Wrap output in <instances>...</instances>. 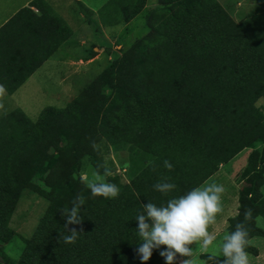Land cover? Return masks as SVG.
<instances>
[{"label":"trees","instance_id":"obj_1","mask_svg":"<svg viewBox=\"0 0 264 264\" xmlns=\"http://www.w3.org/2000/svg\"><path fill=\"white\" fill-rule=\"evenodd\" d=\"M146 2L108 0L99 8V14L108 24L129 22ZM158 3L161 18L148 24L147 34L119 63L113 61L103 70L98 77L101 83L85 89L92 94L101 90L102 100L95 99L93 104L82 92L65 110L43 109L35 124L19 109L0 117V243L12 237L7 224L22 189L35 187L50 200L20 255V264H78L72 261L77 245L88 251L90 263L102 249L105 256L99 264H130L142 243L135 217L143 211V204L166 205L169 199L196 187L220 162L245 147L264 142V108L255 106L258 99L264 100V3L238 25L215 0H209L208 7L203 0ZM180 44L199 47L200 52H194L198 60L177 59ZM168 68H173L171 75L161 80L158 94L146 95L145 88L160 81L159 75ZM143 74L152 76L151 81L144 82ZM191 88L198 92L197 104L189 107L191 103H182L180 115L169 114L164 99ZM118 95L123 99L119 100ZM207 96L213 99L208 101ZM113 101L119 102L122 112L142 118L136 123L137 136L129 140L115 137L116 127L109 126L104 117L99 118L106 115ZM99 106L105 107L100 110ZM95 126V133L102 132L111 149L119 153L120 165L127 167L133 184L125 185L127 194L114 206L119 209L118 216H114V210L108 214L110 204L105 199L92 202L89 198L81 206V223L68 225V229L79 231L76 241L64 243L60 234L70 233L60 210L71 207L65 193L78 190L81 194L86 190L75 167L95 142L94 137L89 139ZM154 153L160 160L153 174L146 168V161L147 156L152 161ZM164 160L172 163V170L164 167ZM59 161L67 164L54 170ZM164 178L176 185L167 194L153 188ZM239 202V214L229 219L228 233L239 221L245 223L248 238L263 234L253 224L257 214L251 206L253 199L241 193ZM247 209L252 210V218L245 221ZM245 250L256 252L249 243Z\"/></svg>","mask_w":264,"mask_h":264},{"label":"rangeland","instance_id":"obj_2","mask_svg":"<svg viewBox=\"0 0 264 264\" xmlns=\"http://www.w3.org/2000/svg\"><path fill=\"white\" fill-rule=\"evenodd\" d=\"M101 1L103 0H98L99 3H101ZM159 1L160 0H147V4L144 9L138 15H136L132 21L129 22L128 26L126 25L127 27H125V24L122 21L106 24L101 21L103 20L102 16L100 18L101 20H99L98 17L94 16V14H87L84 12L86 15L82 19L84 21H89L86 25L88 27V31H85V36L90 40H87L85 44H77L73 49L67 50L68 53L73 55L79 54L85 50L87 53H82L80 57L82 62L77 65L70 66V68H68V65L65 66L66 79L64 81H57L54 79V77L57 76V73L51 67V71L53 73L51 74L50 78L53 79L45 80L43 82V88H39L37 86V82H33L31 85L34 94L28 92L29 96L15 98L24 104V113L30 119V121L35 124L37 120L40 119L42 110L47 107H53L57 110H65L69 108L71 103L82 92L87 96H90V100L93 102V104L95 99L102 100L104 97L101 93V90H98L96 93L92 94L91 91L86 92L85 89L88 87L91 88L92 85L97 86L98 83H101V80L100 78L98 80V77H101L103 70L106 67H109L113 61H115L116 64L119 63L123 59L125 53L131 50L147 34L148 24L154 22L157 18H161L159 15L161 13L158 3ZM215 1L216 4L220 6L222 11L228 14L230 19L237 25L242 24V21L246 17L255 12L260 4L264 3V0ZM69 2H72L75 13L77 14L78 4L73 2V0H64V2H61L60 5V7H62L61 9L63 17H66V15L69 16L70 8L67 7ZM208 2L209 0H203L205 7H208L206 5ZM104 14L106 15L107 11L104 10ZM98 16L100 17L99 12ZM69 21L72 25L71 28H76L74 25L75 15H72ZM83 30L84 29L82 28L80 33H82ZM78 33V31L73 32V37H76V34ZM104 35H107V38L104 39ZM94 46L98 48H93ZM61 50L59 53H62ZM64 52H66V50H64ZM194 52L199 53L200 48L197 46H187V44H180L176 50V54L178 56L177 59L184 60L188 58L190 60L197 61L198 56ZM172 69L173 68H168L162 72L159 75L160 81L152 83L151 86L146 87L143 92L146 95L149 93L157 95L160 90L161 80L169 78ZM62 70L63 66L60 71ZM151 77L152 76L147 78L145 74L141 75V79L144 82L151 81ZM156 78H158V76ZM41 90L44 91V95L42 96ZM104 93H107V91L104 90ZM198 97V92L194 88H191L186 93H180L172 98H165L166 111L174 116L180 115L183 107H181L182 103H191V105L188 106L193 107V105L197 104ZM118 99L122 100L123 96L118 95ZM205 99L211 101L213 98L207 96ZM106 102H108V99ZM112 104L113 105L110 107V110L105 113L106 115L102 116L101 114L102 117L99 118L103 120L104 117L109 126L116 127L117 136L115 137L121 139L128 138L127 140H129L133 136H137L138 125L136 123L141 121L142 118L138 116H131L132 114L129 115L119 110V102L113 101ZM255 106L264 108V100L258 99L255 102ZM99 107L101 110L105 106ZM5 114L0 113V117ZM94 130H96V126L95 129L93 128V131H90L89 139L94 137L96 147L93 148L91 146L87 151L84 152L75 167V172L77 176H79L82 170H91L95 169L97 165H102L103 167L99 169L101 173H103L104 168H107L110 172V175L107 177L108 181L115 183L120 191L119 195L115 198H105L102 196L93 197L90 190L87 188H85L86 190H84L80 195L85 198V202L89 201V198L92 202H102V200L105 199L110 204L108 214H112V210H114V216H118L119 209H115L114 206L122 200L123 194H127L128 186L125 188V185H130L131 183L133 184V181H131L129 178L127 167L120 165L121 157L118 152H114L111 149L108 138L105 137L102 132L97 131L95 133ZM91 132H94L95 134L92 136ZM80 150H83L82 146L80 147ZM256 150V152L260 155L264 154V143H259ZM154 154L155 156L152 161L149 160L150 156H147L146 161V168H148V170L153 174L155 172L157 173L155 166H157V161L160 160V156H158L157 153ZM242 156H244V154L240 155L235 160V162L240 161ZM66 164V161H59L54 170H57L58 166L64 167ZM259 170H264V163L261 164ZM39 184L40 186L42 185L41 182H39ZM131 192L135 195H138V193L136 194L133 189H131ZM77 194L78 190L65 193L66 201L71 202ZM49 203L50 200L45 197V195H43L40 189H35V187H33L24 188L21 190L17 198L14 211L7 224L8 228L12 231V237L9 242L0 243V256L3 259V264H20V255L25 248L27 241L32 238L38 225L43 219ZM120 219L122 220V218ZM258 225L264 229V224L259 222ZM96 234H98V232ZM257 241L259 243L263 242L261 237H257L255 241H251L250 243H256ZM102 252V249H98L96 252L97 254L93 255L92 257L94 258V261L90 263L87 261L89 257L88 251L85 248H81L77 245L75 252H73L75 258L73 257L72 261L74 260L75 263L78 261V264H99V262L104 260L103 256L105 255L101 254ZM133 257L134 258L130 264H140V256L134 255ZM147 263L155 264L151 259L150 262L148 261Z\"/></svg>","mask_w":264,"mask_h":264},{"label":"crops","instance_id":"obj_3","mask_svg":"<svg viewBox=\"0 0 264 264\" xmlns=\"http://www.w3.org/2000/svg\"><path fill=\"white\" fill-rule=\"evenodd\" d=\"M107 1L99 3L98 0H73L78 4L77 14L72 2H69L67 4L70 8L69 16L63 17L60 5L64 0H0V85L6 89L0 94V113H11L18 109L24 112V104L15 98L29 96L28 92L33 93L31 85L33 82H37V86L43 88L45 80L53 79L50 78L53 73L51 67L57 73L55 80L66 79L65 66L68 65L70 68L81 63V54L87 53L85 50L75 55L67 52L77 44H85L90 40L85 36L89 21L82 19L86 15L84 12L92 13L101 20V15L98 16L99 8ZM72 15H75L74 29L71 28L69 21ZM129 22H124L125 27ZM82 28L84 30L80 33ZM75 31L79 33L73 37ZM105 38L107 35H104ZM60 50L63 54L59 53ZM62 66L63 70L60 71ZM42 95L44 91L41 90ZM258 144L255 147H245L229 160L220 162L215 171L197 185L211 177L224 186L225 192L221 201L222 212L217 214L215 223L209 226V232L216 240L207 253L202 251L200 244L191 245L192 256L189 259L192 264H212L213 262L206 256L219 257L218 245L222 242L223 236L228 234L229 219L239 214L241 193L248 199H253L251 206L257 211L253 224L263 231V234L248 238V243L256 250L247 251L249 264H264V229L258 225L259 222L264 224V170H259L264 163V154L256 152ZM242 154L244 156L241 160L235 162ZM257 237H261L263 242L250 243ZM165 248L166 246L162 245L159 249L152 250L150 259L155 264H166L165 258L160 255ZM182 259L188 257H180L177 254L174 264H180Z\"/></svg>","mask_w":264,"mask_h":264},{"label":"clouds","instance_id":"obj_4","mask_svg":"<svg viewBox=\"0 0 264 264\" xmlns=\"http://www.w3.org/2000/svg\"><path fill=\"white\" fill-rule=\"evenodd\" d=\"M6 91L0 85V94ZM92 147L96 144L93 142ZM102 165L95 169L82 170L79 175L80 183L90 190L93 197L102 196L115 198L119 195L120 189L115 183L108 181L110 172L107 168L103 173L99 170ZM164 167L172 170L170 161L164 160ZM158 181L153 185L156 191L167 194L176 188V185ZM225 188L209 177L202 184L192 188L190 191L178 197H173L166 202V205L157 206L148 202L143 204V211L137 212L135 220L138 221L137 232L142 242L138 249L141 261H148L152 256L153 249H159L162 245L166 248L160 252L165 258L166 264H174L177 254L182 259L180 264H192L189 257L192 256L193 244H200L202 251L207 253L216 237L209 232V226L215 223L216 216L222 212V195ZM251 198V196H249ZM71 207L60 210L65 217V228L70 234L59 236L64 243H74L79 231L76 228L68 229V225L80 224L83 218L80 216L81 206L85 205V198L77 194L70 202ZM245 221L251 220L252 210L244 212ZM248 245V229L244 222H237L235 230L225 234L222 242L218 245L219 257L209 255L213 264H249V256L246 252Z\"/></svg>","mask_w":264,"mask_h":264},{"label":"water","instance_id":"obj_5","mask_svg":"<svg viewBox=\"0 0 264 264\" xmlns=\"http://www.w3.org/2000/svg\"><path fill=\"white\" fill-rule=\"evenodd\" d=\"M0 262H3V259H2V257L0 256Z\"/></svg>","mask_w":264,"mask_h":264}]
</instances>
